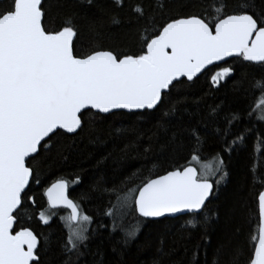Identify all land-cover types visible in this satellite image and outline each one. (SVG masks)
Segmentation results:
<instances>
[{
  "label": "snow or ice",
  "instance_id": "6c2138e0",
  "mask_svg": "<svg viewBox=\"0 0 264 264\" xmlns=\"http://www.w3.org/2000/svg\"><path fill=\"white\" fill-rule=\"evenodd\" d=\"M111 3L117 13L112 23L128 30L132 46L127 49L106 46L97 22L82 25L75 15H66L58 27L50 28L47 0H0V264H41L38 236L25 226L32 218L29 205L36 203L29 193L33 182L41 185L47 154L58 137L79 134L94 123V117L115 114V110L141 115L147 110L167 117L176 110L172 96L177 85L184 83L181 78L191 82L208 66H220L229 57L264 66V0ZM86 32L90 38L83 52L77 45ZM233 72L230 66L220 67L211 77L212 86L218 88ZM252 86L260 94L247 115L264 122V77L255 79ZM241 119L234 113L222 133L217 129L226 153L231 154L245 139L242 132L234 136L231 132ZM191 139L194 143H176L175 137L169 141L159 164L163 174L152 178L136 172L127 177L128 184L138 177L141 182L128 187L123 198L117 192V204L105 215L112 217L117 205L123 201L128 206L130 201L143 218L184 214L190 217L186 225L193 229L200 216L207 222L214 186L218 192L228 172L219 153L201 158L203 142L196 130ZM188 150L190 158L183 157ZM144 152L147 159L151 146ZM180 158L187 163L180 164ZM75 183H80L79 177ZM68 189L69 182L62 178L51 183L43 193L47 209L38 213V221L49 225L57 214L53 210H69L60 217L66 230L61 243L64 264H70L73 255L78 259L83 254L93 222L81 203L70 198ZM94 190H100V181ZM86 198L82 194L81 199ZM258 218L246 264H264V191L258 195ZM119 220H113L112 231H121L125 243L135 239L139 225L124 227L123 214ZM240 255L241 250L235 249L230 264H239Z\"/></svg>",
  "mask_w": 264,
  "mask_h": 264
},
{
  "label": "trees",
  "instance_id": "16d2710c",
  "mask_svg": "<svg viewBox=\"0 0 264 264\" xmlns=\"http://www.w3.org/2000/svg\"><path fill=\"white\" fill-rule=\"evenodd\" d=\"M47 6L50 28L58 27L64 17L71 14L82 25L96 21L106 46H125L126 49L132 46L128 30L112 23L111 18L117 13L111 0H93L92 4L87 0H47ZM89 38L90 34L86 32L77 45L78 50L87 52ZM223 66L232 67L233 75L221 81L218 88L213 87L211 77ZM260 77H264V66L231 58L220 66L210 67L191 82L182 79L184 83L173 90L172 102L176 110L167 117L162 118L161 112L148 113L147 110L144 115L116 111L94 117V123L79 134L58 137L47 154V162L40 174L41 185L33 182L29 193L36 203L34 207L29 205L32 218L26 220L25 226L32 228L38 236L41 264H64L66 259L61 252L66 230L60 217L67 210H53L57 214L49 225L38 221L39 211L47 209L44 191L61 178L69 182L70 198L79 201L93 221L87 247L81 248L83 254L78 259L73 255L70 264H214V261L230 264L235 249L241 250L239 264H246L251 247L249 238L259 223L258 195L264 189V122L247 115L260 94L252 86ZM213 109H216L215 113ZM234 113L240 114L242 119L235 123L231 132L233 136L242 132L245 139L229 154L224 152L225 141L217 129L222 133ZM192 130L198 132L203 142L199 152L201 158L211 159L219 153L225 162L224 170L228 172L218 192L214 186V196L207 204L210 210L206 213L209 216L207 222L200 216L198 226L193 229L186 225L190 219L187 215L144 219L130 201L128 206L123 201L117 205L112 217L105 215L113 204H117V192L123 198L128 187L134 188L141 182L138 177L135 183L128 184L127 177L136 172L152 178L163 174L159 164L169 141L175 137L176 143H194ZM150 146L152 152L145 159L144 149ZM162 149L165 152L162 153ZM190 154L188 150L182 156L190 158ZM179 163L185 164L187 160L180 158ZM77 177L80 183H75ZM97 181H100L99 191L94 190ZM105 188L109 192L103 191ZM82 194L87 198L81 199ZM122 214L124 227L139 225L135 239L127 243L121 231H112L113 220L120 223Z\"/></svg>",
  "mask_w": 264,
  "mask_h": 264
},
{
  "label": "water",
  "instance_id": "95a60500",
  "mask_svg": "<svg viewBox=\"0 0 264 264\" xmlns=\"http://www.w3.org/2000/svg\"><path fill=\"white\" fill-rule=\"evenodd\" d=\"M231 58H235V57H229L227 60H229V59H231ZM223 63H224V62H220V65L223 64ZM212 66H216V65H210V66H208V68H206L204 71H206L207 69H209V68L212 67ZM204 71H203V72H204ZM203 72H202V73H203ZM202 73L198 74V76L201 75ZM198 76H197V77H198ZM181 79H186V78H181ZM116 111H125V112H128L127 110H115V112H116ZM154 178H155V177H154ZM49 186H50V185H49ZM262 191H264V189H263ZM262 191H261V192H262ZM210 199H211V198H210ZM62 209H63V208H62ZM66 210H67V209H66ZM67 211H69V210H67ZM136 213L138 214L137 211H136ZM183 215H184V214H177L176 217H169V218H177V217H180V216H183ZM142 218H143V217H142ZM144 219H148V220H157V219H162V218H144Z\"/></svg>",
  "mask_w": 264,
  "mask_h": 264
},
{
  "label": "rangeland",
  "instance_id": "374dc122",
  "mask_svg": "<svg viewBox=\"0 0 264 264\" xmlns=\"http://www.w3.org/2000/svg\"><path fill=\"white\" fill-rule=\"evenodd\" d=\"M218 70H220V68H219ZM218 70H216V71H218ZM216 71H215V72H216ZM215 72H214V73H215ZM213 75H214V74H213ZM219 175H220V173H217L216 179L219 178ZM68 213H69V211H66V212L64 211V212L62 213V216H67Z\"/></svg>",
  "mask_w": 264,
  "mask_h": 264
}]
</instances>
